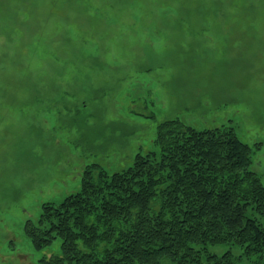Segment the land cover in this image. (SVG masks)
<instances>
[{
	"label": "rangeland",
	"instance_id": "374dc122",
	"mask_svg": "<svg viewBox=\"0 0 264 264\" xmlns=\"http://www.w3.org/2000/svg\"><path fill=\"white\" fill-rule=\"evenodd\" d=\"M174 121L232 128L250 152L236 171L264 185V0H0V264L61 254L28 224L84 174L108 180L149 154L173 174L158 129ZM198 202L208 220L234 216ZM255 204L246 216L264 225ZM235 237L198 245L203 262L264 264Z\"/></svg>",
	"mask_w": 264,
	"mask_h": 264
},
{
	"label": "trees",
	"instance_id": "16d2710c",
	"mask_svg": "<svg viewBox=\"0 0 264 264\" xmlns=\"http://www.w3.org/2000/svg\"><path fill=\"white\" fill-rule=\"evenodd\" d=\"M158 130L159 155L173 174L169 164L154 167L157 154L139 156L108 180L88 172L79 193L59 207L44 205L38 225L29 221L36 248L63 240L61 254L45 264H205L198 245L232 236L247 250L264 251V225L246 216L254 199L264 210V185L256 173L236 171L250 161L249 147L230 127L198 131L174 121ZM200 199L204 207L226 202L233 218L208 220L194 211Z\"/></svg>",
	"mask_w": 264,
	"mask_h": 264
}]
</instances>
